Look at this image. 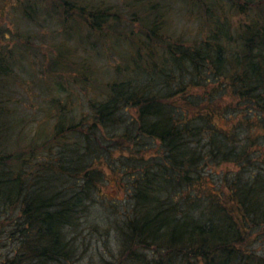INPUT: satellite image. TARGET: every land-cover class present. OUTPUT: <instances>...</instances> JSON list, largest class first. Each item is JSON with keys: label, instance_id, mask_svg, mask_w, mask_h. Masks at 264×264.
Segmentation results:
<instances>
[{"label": "trees", "instance_id": "trees-1", "mask_svg": "<svg viewBox=\"0 0 264 264\" xmlns=\"http://www.w3.org/2000/svg\"><path fill=\"white\" fill-rule=\"evenodd\" d=\"M9 1L0 0V209L16 214L0 220L15 245L7 263L72 260V234L113 184L132 207L114 220L119 251L106 264H264V0H122L128 21L103 0ZM174 1L196 34L172 29ZM8 7L37 31L17 28ZM101 53L115 58L99 81ZM28 67L39 78L27 81ZM64 74L66 85L54 80Z\"/></svg>", "mask_w": 264, "mask_h": 264}, {"label": "rangeland", "instance_id": "rangeland-1", "mask_svg": "<svg viewBox=\"0 0 264 264\" xmlns=\"http://www.w3.org/2000/svg\"><path fill=\"white\" fill-rule=\"evenodd\" d=\"M4 0H1V2ZM13 0L9 2L12 3ZM106 6L115 5L119 11L124 13L123 17L128 21L131 18L129 11H126L122 0H103ZM172 11L170 12V17L172 18L170 25L172 29L176 32H184V35L196 34L197 22L193 19L192 16H189L182 9V4L178 2H172ZM5 16L10 19L11 23L17 25V28L24 32H36L37 27L33 24L27 23L26 20L20 17V14L15 13L12 8H6L3 12ZM170 18V19H171ZM8 21V19H7ZM123 24H127L126 22ZM51 27L54 29H59L58 24H51ZM39 42H45V47H48L53 41L50 39H42L41 36L36 37ZM55 41V40H54ZM115 57L109 55L104 56L103 53L100 56H97L93 59L92 64L96 67L97 70V79L100 81L108 80L112 77L113 73V60ZM27 69V81L29 79L39 78L40 73L35 68H26ZM34 74V75H31ZM67 74L63 75L61 80L59 77L55 78V81H62V84L66 85ZM30 85V83H29ZM69 87H76L71 85ZM73 92H76L78 97V102L83 103L85 94H79L77 88H73ZM47 95V92H45ZM34 102V101H33ZM84 108V107H83ZM42 112L39 111L36 114V118L27 119L28 130L31 129L30 133L33 132V129L36 128L37 121L40 122L43 119ZM224 170L225 167H220ZM115 186L105 185L102 187L101 191L94 198L95 202L90 206L89 213L85 216V219L82 222V225L78 228L76 233L72 234L73 242L75 244V257L66 262L60 264H106L114 260V257L118 254L119 251V242L117 240L116 225L114 220H120L122 215L125 212H129L132 207V202L129 197L126 195V192L115 191ZM3 211L0 209V215ZM4 214V213H3ZM16 218V214L12 215H2L0 220L4 221L5 226L9 225L11 219ZM9 230V229H8ZM15 248V245L8 240V235L3 233L0 235V264H9L7 259L11 258L13 255L12 249Z\"/></svg>", "mask_w": 264, "mask_h": 264}]
</instances>
